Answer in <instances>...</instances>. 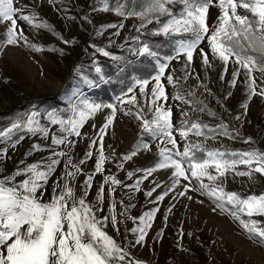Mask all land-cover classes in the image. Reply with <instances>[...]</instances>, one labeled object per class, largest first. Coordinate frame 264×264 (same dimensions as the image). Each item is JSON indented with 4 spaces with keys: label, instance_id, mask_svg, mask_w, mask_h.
Masks as SVG:
<instances>
[{
    "label": "rangeland",
    "instance_id": "rangeland-1",
    "mask_svg": "<svg viewBox=\"0 0 264 264\" xmlns=\"http://www.w3.org/2000/svg\"><path fill=\"white\" fill-rule=\"evenodd\" d=\"M108 3L110 8L119 5L115 0H108ZM13 6L21 10L17 13V31L23 32L28 44H34L42 50L34 51L26 46L24 40H18L14 45L4 44L9 22H0V131L10 127L12 122L23 120L28 114L36 111L38 113L36 120L41 127L48 129V134L44 137L39 132L30 134L26 131H14L12 141L16 140V135L23 137L15 147H12V141L0 138V152L6 151V156H0V180L12 175L18 168L23 169L34 163L47 164L49 157L58 159L59 163L44 189L43 201L51 199L54 188L59 194L67 183L73 188L77 199L84 197L89 206L94 210L99 209L96 211L98 218L108 217L103 230L127 251L128 256L124 264H132L133 261L142 264H264V245L250 239L239 222L222 212L213 198L199 190L185 192V185L192 189L197 187V181L193 180L192 184H189L181 178L179 184L173 186L174 169L156 168L161 159L160 148L172 149V145L161 144L160 139L143 131L141 120L136 118V114L139 113L143 119L151 120L153 113L149 111L148 99L140 95L139 89L134 88L133 93L129 94L136 95L135 105L120 104L117 100V97L123 96L127 90L117 95L110 94L109 98L104 97L109 90L97 92L95 76L100 81H107V73L117 70L121 65L120 60L114 61L111 56L120 58V53L127 50L126 55L131 56L132 63L143 58L132 51L144 44L141 42V35L152 36L154 39H171V44L177 39L190 37L185 35L169 38L154 35L153 32L158 28L155 21L137 31L141 24L138 18H122L112 11H100L102 5L98 0H52L51 3L49 0H13ZM173 10L178 12L180 6L176 5ZM238 13L247 14L243 9H238ZM33 14L38 17L36 23H47L49 27L34 28L18 18L20 15ZM219 14L217 7H210L208 15L210 26L217 22ZM166 19L167 17H162L161 23ZM110 24H122L123 27L108 28ZM100 29L105 30L101 33ZM117 32L119 35L115 34ZM64 41L70 43L65 44ZM200 48L208 53L211 67L203 65L199 55ZM97 49H104L111 56L105 57ZM170 50L165 54L157 52L161 62L169 54H175L174 50L171 52ZM149 58L156 66L157 60ZM185 64L184 56L169 63L165 76L172 74L177 84L174 88L162 78L168 100L166 103L163 100L157 102L163 104L165 108H171L172 111L173 136L177 141V149L172 150L182 152L186 144L200 145L204 151L194 150L197 158H203L205 152L209 150L233 149L232 152H243L251 151L250 147H260L264 151V97L256 95L249 99L244 70L241 69L236 86L231 87L232 73L237 65L230 60L225 72L223 63L212 57L206 39L199 45L192 63L187 67V72L190 73L187 80L183 79L185 72L182 69ZM97 67L100 68L99 73L96 71ZM74 68L75 72L71 77ZM121 68L122 66L119 69ZM134 73V77H139L138 70ZM154 74L155 72L151 75ZM253 75L257 85L264 87L261 73L254 72ZM70 77L72 82L68 84ZM132 85L133 82L130 86ZM151 87L152 84L149 85V91ZM259 90L258 87L257 92ZM177 91L191 103L186 104L173 99ZM190 92H194L195 95H189ZM50 96H54L62 104V112L47 108L41 110L28 108L22 113L4 117L7 112L20 107L25 101ZM84 100L117 106L113 123L103 137L106 160L102 173L95 172V163L99 155V129L111 115V109L102 108L89 118L80 129L79 137L75 135L68 137L75 142L74 147L57 146L52 143L53 136L62 138L66 133H61L60 125L50 123L48 113H56L62 119H69L72 117L73 107L80 105ZM244 103H247V109L241 106ZM201 108L204 110L200 111ZM126 112L129 114L126 115ZM209 112L214 115H209ZM183 113H187V116ZM185 121L188 125L192 122L201 125H204L203 122L210 124L223 122L232 128L231 135H207L205 134L207 127L201 129L202 135L197 136L193 131L185 140L179 136V129ZM238 136L252 137L254 140L245 143L238 139ZM92 140H96L97 144L89 149ZM145 144L148 148H144ZM33 145H39L40 150L33 151ZM89 150L92 152L91 158L85 156ZM133 150L136 151L135 156L130 160L122 159ZM54 151L64 152L66 155L54 157ZM69 159L80 171L74 179H61L66 171H76L67 164ZM82 160L85 162L80 163ZM149 168H153L154 171L145 179L144 170ZM247 170V166L238 165L234 171H228L224 177H220L216 184L226 193L236 192L242 197L264 193V175L253 173L249 178L235 174L236 171ZM209 171L216 174L214 168H210ZM130 172L134 173L131 178L128 175ZM89 174H92L93 180L85 194V181ZM106 176H114L120 184H105ZM25 178L23 175L17 176L12 183L18 184ZM137 181H141L138 190ZM203 182L210 186L212 184L207 179ZM101 185L104 188L103 199L97 201ZM153 189L155 191L152 192V196H147L146 193ZM164 193L167 195L163 201L157 202V198ZM157 208L159 211L155 214L145 241L141 244L135 243L138 234H134L132 229L139 226V217ZM110 209H113L116 215L115 227L111 222ZM253 218L260 220L261 226L264 227V217ZM241 219L248 218L242 215ZM161 231L162 235H158Z\"/></svg>",
    "mask_w": 264,
    "mask_h": 264
},
{
    "label": "snow or ice",
    "instance_id": "snow-or-ice-1",
    "mask_svg": "<svg viewBox=\"0 0 264 264\" xmlns=\"http://www.w3.org/2000/svg\"><path fill=\"white\" fill-rule=\"evenodd\" d=\"M49 2L51 3L52 0ZM98 3L102 5L100 11H112L122 18H138L141 24L137 31L155 21L158 28L153 32L154 35H164L169 38L185 35L190 37L173 41L175 54L164 57L163 62H161L158 53L153 51L147 43L133 49L132 51L139 56H148L157 60L153 69L155 74L150 75L149 78L133 77V85L128 87L123 96L117 97L120 104L135 105L137 103L136 95L129 94L133 93L134 88L139 89L140 95L149 101V111L153 113V118L151 120L143 119L139 113L136 114V118L141 120L143 131L160 139L161 144H170L172 149H177V141L173 136L171 108H165L163 104L157 103L161 100L166 103L168 100L162 78L166 79L168 85L175 88L177 81L174 80L172 74L165 76V72L172 60L184 56L186 64L182 71L185 72L183 79L187 80L190 75L187 72V67L192 63L194 53L205 39L212 57L223 63L225 72L230 60L237 65L232 73L231 87L236 86L241 69H243L249 99L256 95L264 97V87L257 85L253 75L254 72L261 73V81L264 84V0H136L135 3L129 0L128 3H120L115 8L109 7L108 0H98ZM176 5L180 6L178 12L173 10ZM210 7H217L220 13L217 22L211 26L208 23ZM238 9H243L247 14H239ZM19 11L21 10L13 6V0H0V22H9L3 43L14 45L18 40H24L26 46L34 51H41L42 49L36 45L27 43V37L22 31H17V13ZM162 17H167L163 23H161ZM18 18L34 28L49 27L47 23H36L38 17L35 14L20 15ZM107 27L122 28L123 25L110 24ZM104 30L100 29L99 31L102 33ZM115 34L119 35V32ZM64 43L68 44L70 41H64ZM97 51L105 57L111 56L104 49H97ZM199 55L203 65L211 67L209 55L203 48L199 49ZM111 58L114 61L120 60L115 56H111ZM96 71L99 73L100 68L97 67ZM221 80H223V75H221ZM150 84L152 87L149 91ZM258 87L260 88L259 92H257ZM205 90L207 91L206 86ZM189 95L194 96L195 94L190 92ZM228 95L230 96L231 93ZM173 99L186 104L191 103L179 91ZM241 106L245 109L248 107L247 103ZM105 107L111 109V115L106 118V122L99 129V155L95 163L96 173L103 172L106 160L103 137L108 127L113 123L117 106L84 100L80 105L73 107V114L69 119H62L56 113H48L50 123L60 125L61 133H66L62 138L53 136L52 143L57 146L70 145L74 147L75 142L69 140L68 137L72 135L79 137L80 129L85 122ZM199 110L203 111L204 109ZM37 115L38 113L33 111L23 120L12 122L10 127L0 131V138L4 141H12L14 131H26L30 134L39 132L47 137L48 129L39 125L36 120ZM183 115L187 116V113H183ZM209 115H214V113L209 112ZM207 127V125H201L198 122L188 125L185 121L179 129V136L186 140L189 133L193 131L195 135L200 136L203 134L201 129ZM221 128L224 129L222 135L230 136L226 125L222 124ZM210 131L215 130L210 129ZM20 139L23 137L12 141V147H15ZM244 142L250 143L251 141L249 139ZM96 144L97 141L92 140L88 146L89 149ZM144 148H148V145L145 144ZM172 149L160 148L161 159L156 164V168L174 169L172 173L173 186L178 185L181 178L188 181L189 184H192L193 180L197 181V187L192 189L185 185V192L199 190L202 194L213 198L222 212L231 215L239 222L240 227L250 239L264 245V227L261 226L260 220L253 218L264 217V193L242 197L236 192L226 193L221 186L216 184L220 177H224L228 171H234L238 165H245L248 168L247 171H236L235 174L238 176L251 178L253 173L264 175V152L258 149L243 152L209 150L205 152L203 158H197L194 150L204 151L200 145L186 144L182 152ZM32 150L39 151L40 146L33 145ZM64 155H66L64 152H53L54 157H63ZM135 155L136 151L133 150L130 155H126L122 159L130 160ZM0 156H6V151L0 152ZM85 156L91 158L92 152L87 151ZM226 156L230 158H225ZM173 157H179V159ZM84 162V160L80 161V163ZM58 163V159L49 157L47 164L34 163L23 169L18 168L12 175L0 180V264H124L125 258L128 256L127 251L103 230L108 222V217L98 218L96 211L99 209L94 210L86 203L84 197L77 199L73 188L67 183L59 194L54 188L51 199L47 202L43 201L44 189ZM67 164L75 168L76 171H66L61 179H74L80 169L77 165L72 164L71 159ZM42 168L46 170H41ZM210 168L215 169V175L209 171ZM144 171L146 179L154 169L149 168ZM21 175L26 178L18 184L12 183L17 176ZM128 175L131 178L134 173L130 172ZM204 179L212 182L211 186L205 184ZM92 180L93 176L89 174L85 181V194L91 187ZM104 183L118 185L120 181L114 176H106ZM140 183L141 181L136 183L137 190ZM153 191L155 189L147 192L146 195L151 197ZM38 193L39 195H37ZM103 193L104 188L101 185L97 201L103 199ZM184 194L181 193V195ZM166 195L167 193L160 195L157 202L163 201ZM226 205H230L231 210ZM110 211L112 212L111 222L115 227L117 224L116 215L113 209ZM158 211L157 208L139 217V226L132 229L134 234H138L135 243L141 244L145 241ZM242 215L248 219H241ZM166 220L167 217H165ZM158 235H162V231ZM132 264H142V262L133 261Z\"/></svg>",
    "mask_w": 264,
    "mask_h": 264
},
{
    "label": "trees",
    "instance_id": "trees-1",
    "mask_svg": "<svg viewBox=\"0 0 264 264\" xmlns=\"http://www.w3.org/2000/svg\"><path fill=\"white\" fill-rule=\"evenodd\" d=\"M118 4L120 3H128L129 0H115ZM131 2L135 3L136 0H131ZM141 42L142 43H147L150 45L152 50L159 52L160 54H165L166 51L168 50H174L173 44H171V39H154L152 36H140ZM172 47V48H171ZM170 50V52H171ZM127 50L123 51L120 53V62L122 66L121 69L117 70H111L107 73V81H100V79L95 76L96 80V85L98 86V93L106 92L109 90L107 94L104 95V97L109 98L110 94L117 95L119 93L125 92L130 84L133 82V77H134V72L135 70H138V76L137 78H147L151 74L154 73V63L153 61L148 57V56H143V58H140L137 62H131V56L126 55ZM170 55V54H169ZM122 56V57H121ZM104 65H108L106 63H102ZM134 71V72H132ZM75 72V68L72 70L71 77L73 76V73ZM106 72V71H105ZM106 74V73H104ZM71 77L68 80V84H70ZM71 81V82H70ZM66 83V85H67ZM107 89V90H106ZM104 90V91H103ZM101 91V92H100ZM62 104L57 101V99L54 96L50 97H41L38 99L34 100H29L25 101L20 107H17L15 109L10 110L9 112L6 113L4 117H10L15 114H19L27 110L28 108L30 110H41V109H46L47 110H53L57 112H62ZM204 125H209L208 128L205 130V134L207 135H217L223 133L224 129L221 128V125H226L227 126V131L231 135L232 128L228 126L227 124L223 122H218V123H207L203 122ZM210 129H214L215 131H210ZM225 136V135H223ZM20 136L16 135L15 139L17 140ZM238 139L245 141V140H254L252 137H244V136H238ZM250 150L253 149H258L261 152H264L260 147H250ZM224 152H232L234 151L233 149H222ZM229 210H231V206L228 205Z\"/></svg>",
    "mask_w": 264,
    "mask_h": 264
}]
</instances>
